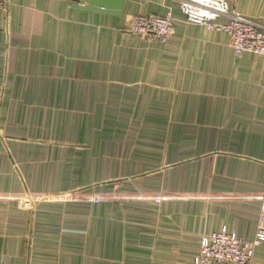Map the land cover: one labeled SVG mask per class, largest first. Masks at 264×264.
Here are the masks:
<instances>
[{
	"label": "crops",
	"instance_id": "obj_1",
	"mask_svg": "<svg viewBox=\"0 0 264 264\" xmlns=\"http://www.w3.org/2000/svg\"><path fill=\"white\" fill-rule=\"evenodd\" d=\"M180 1L123 0L118 17L74 0L0 11V264H193L204 236L251 241L264 57L187 23ZM228 8L264 27V0ZM167 15L165 42L124 31Z\"/></svg>",
	"mask_w": 264,
	"mask_h": 264
},
{
	"label": "built area",
	"instance_id": "obj_2",
	"mask_svg": "<svg viewBox=\"0 0 264 264\" xmlns=\"http://www.w3.org/2000/svg\"><path fill=\"white\" fill-rule=\"evenodd\" d=\"M179 4L187 23L203 26L207 31L225 33L236 55L252 53L264 57V27L237 13H230L228 0H182ZM9 7V0H0L1 12H7ZM220 19L226 22L219 23ZM173 22L170 15L133 16L124 31L148 42H165L169 39ZM259 202L251 241H242L226 229L204 236L193 264H253L254 249L264 242V195L259 197Z\"/></svg>",
	"mask_w": 264,
	"mask_h": 264
},
{
	"label": "water",
	"instance_id": "obj_3",
	"mask_svg": "<svg viewBox=\"0 0 264 264\" xmlns=\"http://www.w3.org/2000/svg\"><path fill=\"white\" fill-rule=\"evenodd\" d=\"M77 1L74 0V7L77 9L117 17L121 15L123 9V0H82L83 6L76 5Z\"/></svg>",
	"mask_w": 264,
	"mask_h": 264
}]
</instances>
